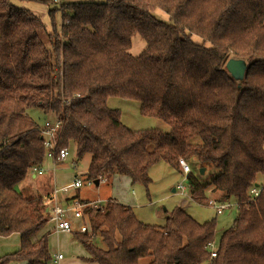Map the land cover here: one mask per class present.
I'll use <instances>...</instances> for the list:
<instances>
[{
    "label": "trees",
    "instance_id": "16d2710c",
    "mask_svg": "<svg viewBox=\"0 0 264 264\" xmlns=\"http://www.w3.org/2000/svg\"><path fill=\"white\" fill-rule=\"evenodd\" d=\"M14 1L0 0V237L17 233L20 245L0 264L52 260L48 203L17 189L47 160L42 125L31 109L60 124L57 150L74 147L77 159L89 156V182L124 177L148 189L151 168L166 162L183 175L182 159L204 169L193 173L188 164L186 192L195 204L208 206L209 194L217 205L236 202L234 224L215 258L209 244L216 219L199 222L176 207L157 226L115 199L87 206V231L73 233L87 261L264 264V0H57L49 10L51 31ZM136 35L146 46L135 56ZM231 58L247 63L241 82L226 69ZM111 98L139 102L143 117L168 124L169 131L130 130L120 110L108 106ZM255 187L257 197L250 194ZM98 238L106 249L95 244Z\"/></svg>",
    "mask_w": 264,
    "mask_h": 264
},
{
    "label": "rangeland",
    "instance_id": "374dc122",
    "mask_svg": "<svg viewBox=\"0 0 264 264\" xmlns=\"http://www.w3.org/2000/svg\"><path fill=\"white\" fill-rule=\"evenodd\" d=\"M48 3L38 2L36 0H23L14 1L19 7L28 9L38 14L46 25V28L51 31V19L49 17V10L58 7L57 0H43ZM62 3H83V2H94V3H105L107 0H60ZM157 17L162 21H169V16L161 11L156 12ZM57 27L61 29V15H56ZM193 42L202 44L203 40L198 36L192 37ZM146 44L139 35L133 38V46L131 47L130 53L132 55H139ZM207 47H210L209 43H206ZM108 106L111 109L120 110L122 123L130 130L140 131L148 129H161L165 132L169 131L168 124L157 120L155 118L143 117L141 115L140 103L135 101H125L118 98H111L108 101ZM27 113L33 118L38 125H44L46 121H52L50 115H46L38 109L28 110ZM153 149V148H152ZM75 162V164H74ZM59 163V162H55ZM89 164V156L83 157V159H77L76 151L74 147L69 150V156L57 166L54 164L50 168H43L45 181L47 186L43 188L40 180V176L37 180L33 179L29 175L27 180L17 186V189L25 194L27 197H35L38 195L43 196L44 201L49 203L50 200L47 198L48 192H53L54 183L57 186H66L74 180L81 181V187L78 189H71L68 195H73L82 199L90 201H96L99 205L104 204V199L108 193H110V187L102 184L101 187H97L95 183L87 181L83 174L86 172ZM193 173H201L203 168L198 163H188ZM38 173V172H37ZM36 173V175H37ZM41 173V172H40ZM150 177L152 180L151 185L145 188L143 185H134L133 191H129L130 188L120 190L118 198L123 201L125 199L128 202H134L136 205V215L143 220L145 223L157 226H164L168 216L172 210L176 207H181L199 222L209 221L211 219L217 220V230L215 234V248L218 247L222 234L229 229L233 224L238 213V208L235 205V200H230L233 206L223 211V214H216L215 208L210 204L211 207H203L190 202L188 193L184 195L173 193V189L183 183L187 187V179L181 173H178L166 162H160L150 170ZM210 175L204 177L208 180ZM263 181V180H262ZM180 192V191H179ZM65 197V195H63ZM215 195L209 194V200L214 198ZM149 197V198H148ZM212 197V198H211ZM150 200V201H149ZM95 244L101 249H106L105 243L101 239H97ZM150 262L149 259L142 261L143 264Z\"/></svg>",
    "mask_w": 264,
    "mask_h": 264
},
{
    "label": "crops",
    "instance_id": "0c3cea01",
    "mask_svg": "<svg viewBox=\"0 0 264 264\" xmlns=\"http://www.w3.org/2000/svg\"><path fill=\"white\" fill-rule=\"evenodd\" d=\"M62 162L55 163L54 161L47 159L45 161L43 167L41 168L42 169V171H40L41 173L38 172L37 175H36V173H34L32 175V178L35 180H37L40 176V180L42 181L41 185L43 187V188L40 187V189H45V187L47 186V184H46L47 181H45V179H44L45 177H42V175H44V172H45V171H43V168H47V167L50 168L53 164H54V166H57L58 164H60ZM74 164H75V162H74ZM86 173H87V169H86V172L83 174V176H85ZM76 181H77V179L74 180V182H71L64 187L57 186V184L54 183V187H53L54 191L47 193V195L49 196V200H50V202L48 203L49 207L47 208V213L49 214V225L47 226V231H49L48 244H49V251H50L51 256H52V260L49 264H95V263H91V262L87 261V259L89 258V254L84 249V247L75 240L73 233H75L76 230L73 232L56 231L55 223L50 220V218L52 216V211L56 205L60 204L62 206H71L73 204L72 200L75 198V196L68 195V194H69L71 189H75V187H73V184ZM102 184H105V185L110 187V193H108L107 196L105 197V199H104L105 202L108 201L109 199H115L116 201H118V202H120L126 206H129L133 209L136 208V205L134 202H128L125 199H123V201H121L118 198V194L120 193V190H124L125 188H130L129 191H133L134 185L131 184L129 179L124 178V177H114L113 179L108 180V181H104V180L99 181V185H97V187H101ZM66 187H70L69 190L67 192L62 191V189L66 188ZM76 189H78V188H76ZM56 191H57V193H55ZM133 193H134V191H133ZM173 193L174 194L180 193L178 190V186H176L173 189ZM63 195H65V197ZM77 198H78V200L90 201V200L82 199L79 197H77ZM210 200L218 203L216 201V196H214V198H212ZM189 201L191 202L192 200H189ZM90 203H97V202L96 201H90ZM192 203H194V202L192 201ZM97 204H99V203H97ZM199 206H201V205H199ZM203 207H211V206H203ZM135 211H136V209H135ZM215 211H216V209H215ZM216 214H218L217 211H216ZM221 214H223V212ZM141 221H143V220H141ZM83 222L88 224V221L86 220V218ZM80 223H82V222L77 221V224H80ZM19 245H20V236L17 233L12 234L9 237H0V257L17 251L19 249ZM59 255L62 256V259L58 258ZM11 264H25V263H11Z\"/></svg>",
    "mask_w": 264,
    "mask_h": 264
},
{
    "label": "built area",
    "instance_id": "2783aa9c",
    "mask_svg": "<svg viewBox=\"0 0 264 264\" xmlns=\"http://www.w3.org/2000/svg\"><path fill=\"white\" fill-rule=\"evenodd\" d=\"M60 124L58 122H49L46 121L44 125L41 126L40 132L42 139L45 144L46 148V157L49 160H52L54 162H62L69 156V151L67 149H60L57 150L55 137L56 132L59 129ZM180 167L183 172V175L186 177L191 169L187 162L184 160H180ZM34 173L42 171L41 168H34ZM73 187L79 188L81 187V181L77 180ZM70 187L63 188L62 191L67 192ZM178 190L181 194H185L187 187L181 182L178 185ZM57 193V191L55 192ZM260 188L255 187L251 190L250 194L253 197L259 196ZM210 205L213 206L218 214H221L226 209H229L233 206L232 203L225 202L223 204L217 205L214 201L210 202ZM236 205V204H235ZM90 206L91 208H98L97 203H90L88 205H82L78 202H73L71 206H62L60 204L56 205L52 211V216L50 218L51 221L55 223V229L56 231H62V232H78V233H84L88 229V224L83 222L86 218L88 221V215L84 213L85 207ZM77 221H80L82 223L77 224ZM209 249L211 252V257H216V248L214 246V243L209 244ZM59 259H62V256L59 255Z\"/></svg>",
    "mask_w": 264,
    "mask_h": 264
},
{
    "label": "water",
    "instance_id": "95a60500",
    "mask_svg": "<svg viewBox=\"0 0 264 264\" xmlns=\"http://www.w3.org/2000/svg\"><path fill=\"white\" fill-rule=\"evenodd\" d=\"M226 69L233 79L241 82L245 77L247 63L243 59L231 58L226 64ZM201 173L204 174V169L201 170ZM95 185H99V181H96Z\"/></svg>",
    "mask_w": 264,
    "mask_h": 264
}]
</instances>
